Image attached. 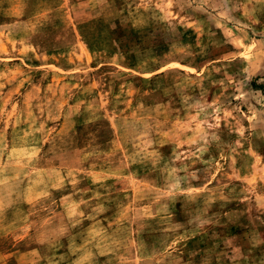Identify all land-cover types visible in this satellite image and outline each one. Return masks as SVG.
I'll use <instances>...</instances> for the list:
<instances>
[{"label":"rangeland","instance_id":"374dc122","mask_svg":"<svg viewBox=\"0 0 264 264\" xmlns=\"http://www.w3.org/2000/svg\"><path fill=\"white\" fill-rule=\"evenodd\" d=\"M0 264H264V0H0Z\"/></svg>","mask_w":264,"mask_h":264},{"label":"crops","instance_id":"0c3cea01","mask_svg":"<svg viewBox=\"0 0 264 264\" xmlns=\"http://www.w3.org/2000/svg\"><path fill=\"white\" fill-rule=\"evenodd\" d=\"M14 59H19L18 57H14Z\"/></svg>","mask_w":264,"mask_h":264}]
</instances>
